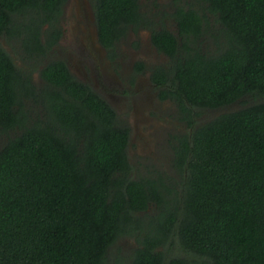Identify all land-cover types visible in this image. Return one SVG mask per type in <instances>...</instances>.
<instances>
[{
	"label": "trees",
	"instance_id": "obj_1",
	"mask_svg": "<svg viewBox=\"0 0 264 264\" xmlns=\"http://www.w3.org/2000/svg\"><path fill=\"white\" fill-rule=\"evenodd\" d=\"M64 1L0 0V36L44 56L56 39L44 44L43 26ZM195 4L176 6V32L152 33L169 59L153 70L160 97L194 128L175 136V187L134 174L130 128L64 61L45 65L36 87L0 46V264H111L143 214L130 264H264V0ZM95 10L106 47L146 23L140 0ZM236 103L196 127L199 110Z\"/></svg>",
	"mask_w": 264,
	"mask_h": 264
},
{
	"label": "rangeland",
	"instance_id": "obj_2",
	"mask_svg": "<svg viewBox=\"0 0 264 264\" xmlns=\"http://www.w3.org/2000/svg\"><path fill=\"white\" fill-rule=\"evenodd\" d=\"M196 0H140L141 13L144 16L146 23L138 27V29L129 31L127 38L118 46L121 52L120 59L124 56L130 58L133 55L137 58L136 62H144L145 64H153L155 66L169 63V59L162 54L157 53L151 42L153 30H158L161 27H166L169 30L176 32V24L174 23L173 14L177 5L184 8L188 6H195ZM65 18L60 20L57 24L62 32L65 31L64 38L53 44L47 49L46 54L38 56L27 54V50L23 46V41L20 36L10 37L6 35L0 36V46L3 47L14 59L18 67L24 68L31 74V79L36 87H42L44 81L41 78L40 71L45 65L55 60H62L69 62V49L68 43L70 34L69 23ZM52 27L48 24L43 26L41 38L44 44H47V39L52 33ZM208 48H214L210 37L206 38ZM131 43L133 45H131ZM123 55V56H122ZM128 64L129 60H125ZM77 64V63H76ZM75 70L82 72L78 65ZM119 65V64H118ZM119 75L120 67L116 66ZM119 80L120 76H118ZM94 85V84H93ZM128 86V85H127ZM132 94L128 95L129 100L122 101V107H119V119L127 124L131 131V141L128 149L129 158L134 166V174L141 177H152L158 179V175L163 176L165 183H171L173 187L178 186L180 177L178 172L174 169L175 165V152L174 146L178 144L175 140L176 135H190L194 128L182 120L176 103L172 100L156 101L155 107H145L140 112L134 111L131 97L138 92L134 83L130 87ZM110 92V91H109ZM145 92V90H141ZM114 94L119 96L126 95V87L114 88ZM135 93V94H134ZM153 93V91H152ZM126 97V96H125ZM243 103H236L231 106L217 109V110H199V116L196 119V127L211 121L218 115L226 112H231L243 107ZM4 138L0 139V147ZM172 178L175 181H172ZM171 181H170V180ZM170 181V182H169ZM155 213V208H149L148 216ZM144 227L139 230L135 235H128L122 237L115 247L110 252L111 264H130L134 251L139 247L140 243L144 240L145 231H147V221L149 217L143 214ZM165 251L170 255H175L171 245H167Z\"/></svg>",
	"mask_w": 264,
	"mask_h": 264
},
{
	"label": "flooded vegetation",
	"instance_id": "obj_3",
	"mask_svg": "<svg viewBox=\"0 0 264 264\" xmlns=\"http://www.w3.org/2000/svg\"><path fill=\"white\" fill-rule=\"evenodd\" d=\"M95 3L96 0H65L61 6L62 10L57 17V21H54L51 25L48 24L53 30L49 38L51 40L56 39L58 42L60 38L64 40L63 35L66 38L65 31L62 32L57 26L58 22L65 18L66 22L69 23L70 34L67 37H69L68 43L71 47L69 49V62H64L71 73L104 98L116 110L117 114L119 107L123 106V99L129 100L127 96L132 94L130 87L133 83L138 88L136 91L138 93H134L135 95L131 97L135 112H140L145 107H155L158 99L160 101L170 100L161 99L160 88L153 81L154 68L163 66L162 64L155 66L150 63L136 62L137 58L133 55H130V58L125 57V60H129L128 64L123 59V55L120 59L121 52L118 46L121 41L126 40L128 33L115 41L111 47H106L102 43ZM132 30L130 29L129 31ZM150 42L157 53L168 58L153 45L152 36L150 37ZM131 45L133 44L131 43ZM73 63H77L76 66L78 67L79 65L82 72L76 71ZM116 66L120 67L119 75L116 71ZM118 76H120L121 81ZM123 87H126V95L119 96L113 93L114 88ZM141 90H145V92H141Z\"/></svg>",
	"mask_w": 264,
	"mask_h": 264
}]
</instances>
